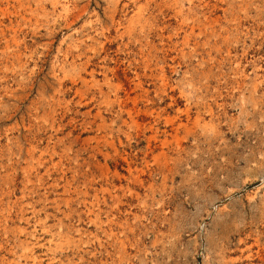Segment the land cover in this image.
Here are the masks:
<instances>
[{"label":"rangeland","instance_id":"1","mask_svg":"<svg viewBox=\"0 0 264 264\" xmlns=\"http://www.w3.org/2000/svg\"><path fill=\"white\" fill-rule=\"evenodd\" d=\"M0 264H264V0H0Z\"/></svg>","mask_w":264,"mask_h":264}]
</instances>
